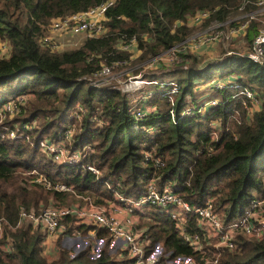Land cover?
Listing matches in <instances>:
<instances>
[{
    "label": "trees",
    "instance_id": "1",
    "mask_svg": "<svg viewBox=\"0 0 264 264\" xmlns=\"http://www.w3.org/2000/svg\"><path fill=\"white\" fill-rule=\"evenodd\" d=\"M100 1L0 0V39L10 45L8 52L0 55V100L20 90L33 93L18 113L4 119L7 129L0 125V217L6 221L1 240L12 238L9 249L0 248V264H107L123 259L114 254L117 247L100 226L95 234L105 239L93 251L92 241H85L83 236H91L88 229L94 225L75 223L73 215L66 217L68 232L73 235V225L79 227L83 234L75 236L82 243L74 248L59 234L57 255L48 259L42 251L44 230L40 226L23 222L8 227L15 224L22 207L39 210L51 200L69 204L76 194L88 195L95 202L113 198L115 192L137 196L154 177L161 188L170 185L191 203L213 197L215 210L227 222L239 216L250 198L264 189V61L243 54L261 28L264 14L251 18L238 35L233 53L181 51L186 66L180 63L172 70L181 72L176 78L179 89L173 117L169 94L162 91L166 84L157 72L145 75L158 82L133 90L120 89L115 78L111 83L93 85L81 75L105 62L122 65L136 59L144 61L191 33L197 25H189L187 15L210 9L201 27L214 18L237 13L242 0H113L105 10L106 29L100 34H76L77 43L64 47H52L40 40L52 17L84 10ZM252 6L254 3L248 2L244 8ZM132 39L140 48L133 56L132 49L123 46ZM129 71L139 69L133 66ZM226 72L235 73L233 82L221 87L210 84L213 76ZM201 79L205 84L200 87L195 81ZM245 85L258 91L260 104L251 114L245 106L247 96L238 93ZM138 89L140 94L133 96L131 92ZM205 91L207 96H219L218 102L199 107L198 96ZM76 101L82 105L81 115L70 116ZM143 102L154 103L155 108L136 117L131 107ZM187 104L192 111L181 114ZM217 117L221 123L215 136L209 122ZM33 118L38 120L36 126L21 127ZM14 122H18L17 130L25 133L3 135L1 131L8 132ZM68 123L74 127L66 144L72 148L86 143L90 146L74 164L53 160L38 143L44 135L59 139ZM88 162H94L99 172L89 169ZM33 169L61 179L71 189L44 186L33 179ZM145 210L147 216L139 224L147 230L148 250L158 242L170 255L199 257L200 251L183 238L164 209L149 203ZM189 219V228L196 229L194 216ZM235 242L233 248H221L214 264H264V238L238 232Z\"/></svg>",
    "mask_w": 264,
    "mask_h": 264
},
{
    "label": "built area",
    "instance_id": "2",
    "mask_svg": "<svg viewBox=\"0 0 264 264\" xmlns=\"http://www.w3.org/2000/svg\"><path fill=\"white\" fill-rule=\"evenodd\" d=\"M112 2L113 0H102L87 9L78 10L63 16L52 17L43 29L40 40L52 47H57L59 44L65 43V40L60 39V37L66 32L72 34L84 31L85 34H100L106 29L104 23V19L106 18L105 10ZM248 2L254 3V6L245 9L244 7ZM238 8L240 11L225 19L214 18L209 20L206 25L198 28L199 30L197 32L195 30L183 40L167 46L161 52L148 58L146 62L150 60L159 61L173 59L175 57L179 58L180 54L178 52L186 46V42L188 41L200 42L216 40L220 35L227 38L228 35H225V33L228 32L232 33L231 36L237 35L238 37L239 34L244 32L251 18L259 14H264V0H242ZM210 12L211 10L206 8L197 9L195 12L187 15V23L189 25L200 24L201 21L209 16ZM224 28L228 31L224 32ZM133 41L135 42V39L123 44V46L129 48V44ZM5 44H8L9 50L10 45L7 40H5ZM227 52L231 51L228 50ZM243 54L254 61H264V29L260 28L253 35L251 46ZM115 63L117 64L118 61L102 63L100 67L90 73L81 75V77L93 85L111 83L110 81L115 78L118 81L115 85L122 90H133L145 86L147 83L159 81L157 78H152L145 74L140 75V71L127 73L123 77L122 72L113 71ZM182 66L185 67L186 64L184 63ZM127 76L128 78L130 76L132 77L127 81ZM215 76L211 78L210 84L218 87L233 82L237 77L234 75L224 80H214ZM124 81L125 83L121 84ZM163 83L166 86L162 88V91L169 94L171 102L169 111L174 117L175 109L173 104L179 85L176 79L163 78ZM233 84L237 85L236 82ZM238 92L243 93L248 98V102H245L247 112L252 113L259 107L258 91L255 88L250 85H245ZM32 94L29 90H20L3 96L0 100V125L7 129L6 127L8 126L6 124L4 125L3 122L6 115L11 116L18 113ZM203 97L205 98L202 99ZM217 102L218 98L205 94L200 97L198 104L200 105L199 107H205L207 104ZM151 108H155V105L135 103L131 107V110L136 117H139L147 113V110ZM81 109L83 108L80 101H76L69 115L80 116ZM191 111L192 106L187 104L181 108L180 113L184 114ZM214 121H218V119L211 120V122ZM36 125V121L31 119L29 122L23 123L21 127ZM18 126L17 122H14V127L9 128L8 135L16 136L24 134L25 132L23 130H17ZM73 127L74 124L68 123L59 139L44 135L38 140L40 148L55 153L64 164L77 163L90 146L86 143L82 148H72L66 144V140L70 138ZM211 127L212 135L216 136V128L218 126L211 125ZM1 133L3 132L1 131ZM208 147L212 149V146L209 145ZM145 154L149 155L150 152L146 150ZM86 166L95 173L99 172V167L94 162H88ZM33 171L35 172L33 179L46 187L71 189V186L61 179H52L44 172L37 171L36 169H33ZM262 183L264 188V177ZM149 203H154L166 211L183 238L195 249L200 251L199 257L183 254L176 256L170 255L158 242L148 250L146 245L150 239L145 226L139 224V221L144 217V215H141L145 214L146 205ZM68 215L74 216L75 223L93 224L94 226L88 229L90 234L96 233L95 229L97 226L105 228L111 241L118 244V254L123 259L118 263L108 262L107 264H214L219 260L222 247L233 248L235 246V237L238 232L258 239L264 238V189L259 195H254L250 198L249 204L239 216L224 222L214 208L213 197H206L203 203H191L170 185H165L161 188L157 184L156 179L152 177L147 181L145 190L137 196H129L121 192H115L113 198L101 202H95L87 197V201L84 203L55 204L51 201L41 206L39 210H35L33 207L28 209L22 207L15 224L12 225L9 223L8 227L14 228L23 222H30L33 226H40L44 230V235L41 240L43 251V245L55 244L59 234L69 233V226L66 221ZM191 215L194 216L197 226L194 230L189 228V218ZM4 223H6L4 217H0V248L7 250L11 247L12 238L6 236L4 240H1L4 233ZM72 230L76 234L81 233V229L75 225H73Z\"/></svg>",
    "mask_w": 264,
    "mask_h": 264
},
{
    "label": "rangeland",
    "instance_id": "3",
    "mask_svg": "<svg viewBox=\"0 0 264 264\" xmlns=\"http://www.w3.org/2000/svg\"><path fill=\"white\" fill-rule=\"evenodd\" d=\"M196 25L197 26H195L193 28V30L191 31V33L194 32L195 30L197 32L199 30L198 28H201L199 24H196ZM261 29H264V20H263V24H261ZM223 31L224 32H227L228 30H226L224 28ZM80 33H84V31H82ZM80 33H75L74 35L80 34ZM68 34H69L68 32L62 34V36L60 37V39H62L63 37L64 38L67 37ZM225 35H228V37L226 38V37H222L220 35L216 40H205V41H200V42H198V41H188V42H186V46L184 48H182L178 53L180 54L181 51H186L187 49L188 50H191V51H195L196 53L203 54V55H209V54L210 55H214V54L217 55V54H221V52L223 50L225 51V53H228V54L233 53L234 52V45L237 44V42H236L237 35L236 36H231L232 35L231 32L225 33ZM74 38H76V36H74ZM62 42H63V40H62ZM69 44H76L75 39L74 40H65V43L63 42L62 44H59V46H57V47H64V46L69 45ZM8 47H9L8 44H5V40L4 39H0V55L7 53L8 52ZM129 48L132 49L131 50L132 51L131 52V55L132 56L133 55H137L140 52V48L137 47V45H136V43L134 41L129 44ZM228 50L231 51V52H227ZM175 58H173V59H163V60H159V61H152V60H150L149 62H146L148 59H146L144 61H142V60L138 61L136 59V60L131 61L130 64L132 62H134L133 66H137V68L140 71V73H139L140 75L147 74V73H152V72H157L159 74V76H160L159 79H162V78H164V79H176L181 74V72L180 71H172V70L175 67H177V65H179L180 63L182 65L184 63L186 64V62H183L181 60L180 55H179V58L178 57H175ZM168 60H171V61H168ZM121 63H123V62H121ZM130 64L127 63V62H125L122 65H120V63L117 65L115 63L114 68H113L114 69L113 71H117V72L121 73L122 71L127 70L128 73H132V72L129 71V69H131L133 67ZM170 71H172V72H170ZM126 75H127V72H123L122 73V76L123 77H125ZM234 75H235L234 72H226L224 74H220L219 73L217 76L214 77L215 78L214 80H217V79L224 80V79H227L228 77H233ZM131 77L132 76H130L128 78V76H127L128 79H126V80L128 81ZM125 81L122 82L121 84H124ZM203 81H204L203 79L196 80L195 83L198 86L201 87L203 85ZM151 84L152 83H147L146 85L145 84H143V85L149 86ZM241 88H242V86H240V89ZM240 89H239V91H240ZM140 92H141L140 89H138L136 91L131 92V94L133 96H135V95H139ZM238 93L241 94V92H238ZM205 94L206 93L201 94L200 96H198V98H200L202 95H205ZM213 97L219 98V96H216V95L213 96ZM204 98L205 97H203L202 99H204ZM247 113H249V112H247ZM249 114H251V113H249ZM5 119H7V115H6V118ZM33 119L37 123L38 120H36L35 118H33ZM217 119H218V121H214V122H211L210 121L209 124L219 126L220 123H221V119H220V117H217ZM17 124H18V122H17ZM6 134H9V132H3V135H6ZM25 138H28L29 139V137L26 136V135H25ZM83 145H85V144H83ZM83 145L82 146H78L77 148H82ZM39 148H40V146H39ZM41 150L44 151L47 155H49L53 160L62 163V161L59 160L60 158H58L55 155V153H52V152H50V151H48L46 149L45 150L41 149ZM87 196L81 197L80 194H76V197H74V199L71 202L72 203H84L85 201H87ZM143 215L144 216H147L146 213L145 214H142L141 216H143ZM145 218L146 217H144V219ZM67 234H69L72 237L65 239L64 242L66 244H72L73 247L76 248L77 246L80 245V243H82V240L80 241V238H78L77 236H75V235H82L83 234L82 232L80 234L74 233L73 235L70 232L67 233ZM63 236H62V238H63ZM106 236H107V234L105 235V237ZM83 237H84L85 241H89V240L92 241V244H91V247L92 248L91 249L93 251H95L97 249V247H98V244L100 242H102L103 239H105L104 236L97 237L96 234H92L91 236L90 235H88V236L85 235ZM114 245H116V247H117V251H115L114 254L116 256H119V254H118V244L115 243Z\"/></svg>",
    "mask_w": 264,
    "mask_h": 264
},
{
    "label": "crops",
    "instance_id": "4",
    "mask_svg": "<svg viewBox=\"0 0 264 264\" xmlns=\"http://www.w3.org/2000/svg\"><path fill=\"white\" fill-rule=\"evenodd\" d=\"M80 33V32H79ZM74 34H71V33H69L68 35H67V37H63L62 39L63 40H74L75 39V41H76V43H77V41H78V38L76 37V38H74ZM204 93H206L207 94V91H205ZM143 103H145V102H143ZM142 104V103H141ZM72 203V202H71ZM62 235H64L63 236V241H65V239H67V238H70V237H72V236H70L69 234H62ZM78 237V236H77ZM57 252H58V245H57V240H56V242H55V244H50V245H47V244H45V245H43V253L45 254V256L48 258V259H51V258H53V257H55L56 255H57Z\"/></svg>",
    "mask_w": 264,
    "mask_h": 264
}]
</instances>
